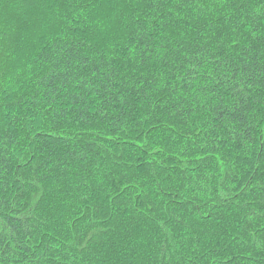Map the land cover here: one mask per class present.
I'll use <instances>...</instances> for the list:
<instances>
[{"label":"trees","instance_id":"16d2710c","mask_svg":"<svg viewBox=\"0 0 264 264\" xmlns=\"http://www.w3.org/2000/svg\"><path fill=\"white\" fill-rule=\"evenodd\" d=\"M0 264H264V0H0Z\"/></svg>","mask_w":264,"mask_h":264}]
</instances>
